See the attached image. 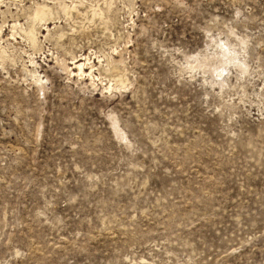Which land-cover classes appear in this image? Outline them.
<instances>
[{"label": "rangeland", "instance_id": "374dc122", "mask_svg": "<svg viewBox=\"0 0 264 264\" xmlns=\"http://www.w3.org/2000/svg\"><path fill=\"white\" fill-rule=\"evenodd\" d=\"M0 264H264V0H0Z\"/></svg>", "mask_w": 264, "mask_h": 264}, {"label": "bare ground", "instance_id": "6f19581e", "mask_svg": "<svg viewBox=\"0 0 264 264\" xmlns=\"http://www.w3.org/2000/svg\"><path fill=\"white\" fill-rule=\"evenodd\" d=\"M75 64H77V67L79 68V69H82V63L80 62H76Z\"/></svg>", "mask_w": 264, "mask_h": 264}]
</instances>
